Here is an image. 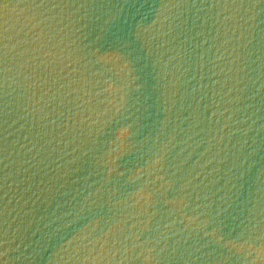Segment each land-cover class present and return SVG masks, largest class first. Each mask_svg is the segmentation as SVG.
Masks as SVG:
<instances>
[{"label":"water","instance_id":"obj_1","mask_svg":"<svg viewBox=\"0 0 264 264\" xmlns=\"http://www.w3.org/2000/svg\"><path fill=\"white\" fill-rule=\"evenodd\" d=\"M0 264H264V0H0Z\"/></svg>","mask_w":264,"mask_h":264}]
</instances>
